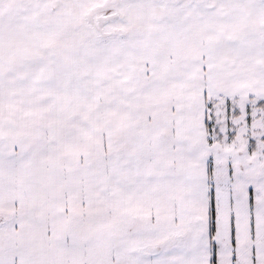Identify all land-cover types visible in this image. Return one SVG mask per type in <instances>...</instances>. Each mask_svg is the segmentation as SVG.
Here are the masks:
<instances>
[{
	"label": "snow or ice",
	"instance_id": "obj_1",
	"mask_svg": "<svg viewBox=\"0 0 264 264\" xmlns=\"http://www.w3.org/2000/svg\"><path fill=\"white\" fill-rule=\"evenodd\" d=\"M0 264H264V0H0Z\"/></svg>",
	"mask_w": 264,
	"mask_h": 264
}]
</instances>
